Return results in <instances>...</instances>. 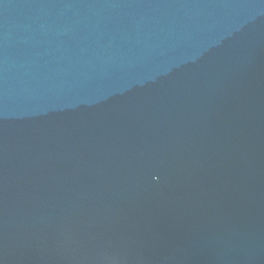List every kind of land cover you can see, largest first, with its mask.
<instances>
[{
	"label": "water",
	"instance_id": "obj_1",
	"mask_svg": "<svg viewBox=\"0 0 264 264\" xmlns=\"http://www.w3.org/2000/svg\"><path fill=\"white\" fill-rule=\"evenodd\" d=\"M0 264H264V0H0Z\"/></svg>",
	"mask_w": 264,
	"mask_h": 264
}]
</instances>
